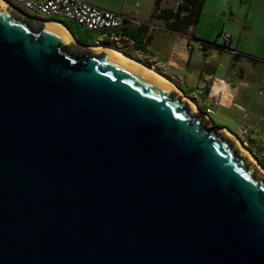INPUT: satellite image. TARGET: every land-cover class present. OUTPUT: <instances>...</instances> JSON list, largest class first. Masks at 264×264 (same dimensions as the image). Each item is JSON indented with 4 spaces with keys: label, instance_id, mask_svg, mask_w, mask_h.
Listing matches in <instances>:
<instances>
[{
    "label": "water",
    "instance_id": "obj_1",
    "mask_svg": "<svg viewBox=\"0 0 264 264\" xmlns=\"http://www.w3.org/2000/svg\"><path fill=\"white\" fill-rule=\"evenodd\" d=\"M0 1V264H264V175L226 130Z\"/></svg>",
    "mask_w": 264,
    "mask_h": 264
},
{
    "label": "crops",
    "instance_id": "obj_2",
    "mask_svg": "<svg viewBox=\"0 0 264 264\" xmlns=\"http://www.w3.org/2000/svg\"><path fill=\"white\" fill-rule=\"evenodd\" d=\"M89 4L121 14L137 23L126 21L118 30L91 32L72 22L60 21L59 25L65 29L75 45L93 50L109 49L153 69L170 82L179 95L192 103L197 111H205L210 91L212 95H217L221 102L214 112L220 108L231 109L233 107L244 112V107L238 105L236 99L240 92L239 89L247 87L239 80L247 78L259 85L263 83L262 77L248 71V68L249 65L260 67V71L264 72V68H262L264 67V52L261 50L264 48V0H240V4H244V6L243 9L237 11H234L231 5L229 6L230 15L227 20L225 19L228 21V25L224 24L222 30L224 31L225 26L227 27L226 34L230 36L229 48L239 55L235 62H232L228 51L218 48H212L214 50L212 51V60L206 59L208 55H205L204 52L197 50L198 52L195 53L194 48L190 52L187 51L188 40L186 37L170 32L161 19L152 18L154 1L149 3L147 0H134L133 3L115 5L114 3H97L89 0ZM221 15L226 16L225 13H221ZM194 26L191 29L194 38L192 43L197 40H211L205 36H196ZM192 46L194 47L193 44ZM184 47L185 54L181 52ZM225 52L229 54L228 62L227 59H214L213 54L221 55ZM217 67L226 69L229 72L227 76L230 80L240 84L239 87H241L232 89L216 79L213 71ZM186 70L196 72L197 76L193 77L195 73L186 74ZM211 85L212 88H210ZM243 117L246 116L243 115ZM208 120L214 126L210 117ZM222 128L236 138L234 130L232 131L229 127ZM247 140H249L248 148L251 147L253 152L248 150L259 163H262L263 160L258 158V153H255L257 148L258 151L261 149L257 136L252 133Z\"/></svg>",
    "mask_w": 264,
    "mask_h": 264
},
{
    "label": "rangeland",
    "instance_id": "obj_3",
    "mask_svg": "<svg viewBox=\"0 0 264 264\" xmlns=\"http://www.w3.org/2000/svg\"><path fill=\"white\" fill-rule=\"evenodd\" d=\"M97 3H114L115 5H120L122 3H133L134 0H90ZM149 3L154 0H147ZM89 3V0H86ZM233 7L234 11L243 9L244 4H240V0H204L200 15L198 17L197 23L194 26V34L196 36H205L211 38V40H204L210 43H214L217 39V36L224 32L226 33L227 27L225 26L224 31L222 30V26L224 24L228 25L227 20L230 13H229V6ZM163 6L166 8H175L176 2L174 0H167L163 3ZM23 13L26 15L31 16L27 11L19 8ZM221 13H225L226 16H222ZM29 24H31L34 28L38 27V22L34 19L26 20ZM194 45L195 53H197V49L195 47L196 42L192 43ZM264 49V48H263ZM261 48V50L264 52ZM212 48L207 49L204 52L205 55H208V58L212 60ZM181 52L184 54L186 53L185 47L184 50L181 49ZM214 59H227L229 61V54H218L215 53ZM210 57V58H209ZM203 62V61H202ZM264 68V67H262ZM248 71H251L253 74L255 73L259 77H262L263 83L261 85L257 84L256 82H251L247 78H243L239 80L242 84H245L247 88L239 89L238 97L236 99V103L242 107H244V112L238 111L234 107L231 109H217L214 113L210 115V119L214 126L222 128V127H229L234 133H236V137L240 140V144L247 149V151L251 154L248 150L249 147V138L252 133L257 136L258 145H260V138L264 134V72L260 71V67L250 66ZM261 74H260V72ZM186 74H192L193 77L196 75V72L191 70H186ZM197 76V75H196ZM197 78V77H196ZM245 115L246 117H243ZM239 123V124H238ZM208 126H212L209 124ZM246 127L245 131L242 130L240 127ZM241 131V132H240ZM252 132V133H251ZM232 135V134H231ZM242 141L246 142V147ZM239 144V145H240ZM237 146V145H236ZM239 149V148H238ZM260 150V149H259ZM255 153L259 155L258 148L255 150ZM253 156V155H252ZM255 159V156H253ZM255 162L258 166V162ZM257 170L258 168L253 165ZM262 169V168H261ZM259 171V170H258ZM264 171V170H263ZM260 172V171H259ZM261 173V172H260ZM262 174V173H261ZM263 175V174H262Z\"/></svg>",
    "mask_w": 264,
    "mask_h": 264
},
{
    "label": "built area",
    "instance_id": "obj_4",
    "mask_svg": "<svg viewBox=\"0 0 264 264\" xmlns=\"http://www.w3.org/2000/svg\"><path fill=\"white\" fill-rule=\"evenodd\" d=\"M15 7L17 10L21 11L19 8L27 11L31 14V17L36 21H48L51 23L59 24L60 21H69L81 25L84 29L88 31H113L120 29L126 21H130L133 24L137 22L127 19L121 14L114 13L105 9H101L90 5L85 0H4ZM22 12V11H21ZM29 16V15H28ZM149 29L151 27L149 26ZM192 27L187 30L184 37L187 38V51H192V41L194 38L192 36ZM216 48L220 50L228 51L231 55V60L237 55V53L229 48L230 36L224 32L217 36L215 41ZM198 51L204 50V45L197 41L195 45ZM226 85L230 86L232 89H236L240 84L230 80L228 76L224 80H220ZM212 88V85L211 87ZM211 90V89H210ZM208 105L203 112V114L208 118L216 107H218L221 102L217 95H212L208 93ZM245 131L246 127H240ZM241 132V131H240ZM246 147V142L243 141ZM260 145L263 146L259 150L258 158L264 160V134L260 138ZM263 167V166H262ZM264 168V167H263Z\"/></svg>",
    "mask_w": 264,
    "mask_h": 264
},
{
    "label": "trees",
    "instance_id": "obj_5",
    "mask_svg": "<svg viewBox=\"0 0 264 264\" xmlns=\"http://www.w3.org/2000/svg\"><path fill=\"white\" fill-rule=\"evenodd\" d=\"M166 1L167 0H154L152 18L161 19L166 24V27L170 32L180 35L185 34L189 28L193 27L197 23L204 0H174L176 2L175 8L164 7L163 3H165ZM72 23L79 27H82L77 23ZM199 42L204 45L203 51L217 47L215 42ZM238 57L239 55L237 54L232 59V62H235ZM262 147L263 146H261L260 148ZM248 149L253 152L251 147ZM261 165L264 167V160Z\"/></svg>",
    "mask_w": 264,
    "mask_h": 264
},
{
    "label": "bare ground",
    "instance_id": "obj_6",
    "mask_svg": "<svg viewBox=\"0 0 264 264\" xmlns=\"http://www.w3.org/2000/svg\"><path fill=\"white\" fill-rule=\"evenodd\" d=\"M0 5H1L3 8L11 9L7 4H5V3L2 2V1H0ZM46 24H47V26H49V27L55 29L56 31H58V32H60L62 35H64V37H65L67 40H68V39H69V40H72V39H70L71 37L69 36V34L65 31V29H64L61 25H59V24H57V23H51V22L46 23ZM96 49H97V48H96ZM99 50H104L105 52L112 53V54H114V55L120 57L121 59H123V60H125V61H127V62H129V63H131V64H133V65H135V66H137V67H139V68H141L142 70L146 71V73H148L149 75H151V76L154 77L155 79H158L159 81L163 82V83H164L167 87H169L171 90H174V91H176V92L178 93V91L176 90V88H175L170 82H168V81L165 80L163 77H161V76H160L156 71H154L153 69L148 68V67H146V66H144V65H142V64H140V63H138V62H135L134 60H132V59H130V58H128V57H126V56L120 54V53L112 52V51H110L109 49L102 48V49H99ZM178 94H179V93H178ZM181 99H182V100H186V99H184V98H182V97H181ZM186 101L188 102V100H186ZM188 103L191 105V107H192L193 110H196V109H195V106H194L192 103H190V102H188ZM225 132H226V134H227L228 136H230V137L233 138V140L235 141V145H237V146H236L237 151L245 157L246 161H247L249 164H251V165H255V166L258 168V170L264 175V171L261 169V167H260L259 165L257 166V164H256V162H255V159H254V157L252 156V154H250V153L247 151V149L244 148V147L238 142V140H237L234 136H232V135H231L229 132H227V131H225ZM239 144H240V145H239ZM238 148H239V149H238Z\"/></svg>",
    "mask_w": 264,
    "mask_h": 264
}]
</instances>
